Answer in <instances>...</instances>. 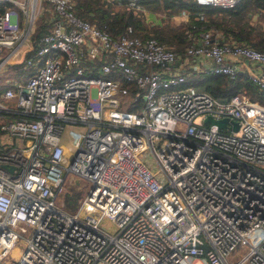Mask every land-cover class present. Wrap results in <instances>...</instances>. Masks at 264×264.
I'll list each match as a JSON object with an SVG mask.
<instances>
[{
    "label": "built area",
    "instance_id": "obj_1",
    "mask_svg": "<svg viewBox=\"0 0 264 264\" xmlns=\"http://www.w3.org/2000/svg\"><path fill=\"white\" fill-rule=\"evenodd\" d=\"M223 38L209 28L187 54L264 91V51ZM178 57L132 25L114 37L75 0H0V72L19 71L0 78V264H264V104L182 85ZM68 174L89 185L59 201Z\"/></svg>",
    "mask_w": 264,
    "mask_h": 264
},
{
    "label": "trees",
    "instance_id": "obj_2",
    "mask_svg": "<svg viewBox=\"0 0 264 264\" xmlns=\"http://www.w3.org/2000/svg\"><path fill=\"white\" fill-rule=\"evenodd\" d=\"M182 11L187 13L186 19L179 22L171 20L173 13ZM75 12L110 31L114 37L132 25L135 34L154 36L179 55H185L188 46L199 42L201 33L209 28L222 31L223 39L247 42L264 51V0H240L232 7L205 5L197 0H140L139 6L119 0H75ZM49 13L46 11L37 18L32 33L34 39H39L52 28V23L46 20ZM157 13L163 14L158 21L149 20V14ZM216 14L231 16L233 21L224 19V16L215 18ZM206 15L210 19L207 20ZM200 73L187 74L182 85L194 84L221 99L243 90L264 104V91L246 71H240L236 77L224 73ZM130 87L133 91L136 89L134 84Z\"/></svg>",
    "mask_w": 264,
    "mask_h": 264
},
{
    "label": "rangeland",
    "instance_id": "obj_3",
    "mask_svg": "<svg viewBox=\"0 0 264 264\" xmlns=\"http://www.w3.org/2000/svg\"><path fill=\"white\" fill-rule=\"evenodd\" d=\"M149 15L151 16V14H149ZM160 15H163V14L157 13L153 16L155 21L160 19ZM15 73H16V71L14 70V68L12 66H10L9 64H7L4 67V69L1 70L0 78H3L5 76H14ZM197 120H198V118H197ZM74 177H76V176L71 175V174L67 175V178L65 181V190L60 191L58 193V196H57L59 201H65V196H64L65 191H67V193H66L67 195L72 193L73 195H76L79 198H82L85 195L86 189L88 188V185H89V181H86L85 179H83L81 182H76ZM102 224L107 226V227H114V222L109 217H104L102 219ZM17 244L21 248L24 246L25 243H24V241L19 240L17 242ZM240 248H242V245L237 247L232 253L229 254L228 257H229V260L231 262H234L235 260L241 258L244 255L245 249H243V248L240 249ZM198 264H201V263L198 262Z\"/></svg>",
    "mask_w": 264,
    "mask_h": 264
},
{
    "label": "crops",
    "instance_id": "obj_4",
    "mask_svg": "<svg viewBox=\"0 0 264 264\" xmlns=\"http://www.w3.org/2000/svg\"><path fill=\"white\" fill-rule=\"evenodd\" d=\"M182 12L173 13L170 16L171 20L179 22L181 20L186 19V18H183V17H178V14H181ZM154 15L151 14L152 17L149 15L148 16L149 20L155 21V19L153 18ZM223 16H224V19L233 21L232 17L228 16V15H223V14H218L217 15L216 14L214 17L215 18H221V17L223 18ZM205 18L207 20L210 19L209 15H206ZM199 42H200V40H199ZM197 43H192V44H197ZM192 44H190V45H192ZM180 56L181 57H178L177 60L175 61V65L178 67L177 69L184 71L186 74H193V73L201 74L200 72H206L205 70L207 69V67H210L214 63V61L212 59H209V58L207 59V58H204V57H201V56L188 55L187 54V50H186V54L185 55H180ZM154 65L155 64H149V68H150V66H154ZM151 69H156V68H151ZM15 71H16L15 74H17L19 72V71H17V68L15 69ZM199 88H201V87H199ZM74 179L76 180V182H81L83 180V179H80L78 177H74Z\"/></svg>",
    "mask_w": 264,
    "mask_h": 264
},
{
    "label": "water",
    "instance_id": "obj_5",
    "mask_svg": "<svg viewBox=\"0 0 264 264\" xmlns=\"http://www.w3.org/2000/svg\"><path fill=\"white\" fill-rule=\"evenodd\" d=\"M205 120H210L211 122L218 123L219 126H227L229 122H232V127L237 130L239 128V120L233 119L228 115L222 116V117H214L211 114L207 115Z\"/></svg>",
    "mask_w": 264,
    "mask_h": 264
}]
</instances>
